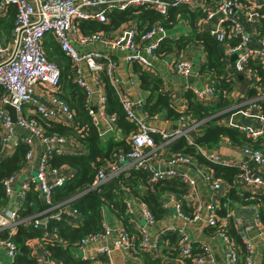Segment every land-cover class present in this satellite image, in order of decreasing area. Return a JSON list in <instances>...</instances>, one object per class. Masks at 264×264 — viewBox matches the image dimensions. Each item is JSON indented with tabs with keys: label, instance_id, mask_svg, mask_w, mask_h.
<instances>
[{
	"label": "trees",
	"instance_id": "trees-1",
	"mask_svg": "<svg viewBox=\"0 0 264 264\" xmlns=\"http://www.w3.org/2000/svg\"><path fill=\"white\" fill-rule=\"evenodd\" d=\"M167 4L163 15L154 12L146 5L127 7L124 10L109 8L105 11V21H80L77 23L78 34L87 37L100 34L105 39H112L124 27L135 31L136 37L150 30L155 25L163 30H171L180 20L184 21L188 33L174 40L164 37L159 41L153 56L156 58L172 55L173 63L187 61L184 56L186 50L193 46L200 47L203 60L197 74L208 79V86L213 91L210 101L201 102L195 99L192 91L183 93L185 108L182 111L172 106L171 98L160 89L161 81L152 73L151 68H145L137 63L129 64L139 82L142 91H148L149 96L143 102L141 113L146 119L153 118L164 111L166 121L176 122L181 117H188L196 126L197 134L192 138V143L181 137L167 144H163L157 132L150 133L156 153H160L163 160L168 161L173 157H188L203 166L214 179L224 181L228 186L225 196L228 205L237 203L241 206L253 205L257 208V221L264 230V196L259 193H249L241 189L238 184V175L241 171L236 167H225L219 163L208 161L201 152H213L225 143L235 149H249L257 151L264 157V138L254 140L246 138L243 133L235 128L223 126L219 120L226 116L222 113L229 108L233 101L230 100L234 81L238 76L244 78L249 74L252 84L246 92V98L238 101H247L256 97L264 90V60L260 58L248 59L240 75H227L225 72L224 51L235 47L240 38L231 33L229 25L223 26V39L221 42L212 38L202 27L201 20L208 12L216 9L220 0H202L201 6L192 9L187 5L174 4L173 0H161ZM245 6V4L242 2ZM258 26L255 37L264 38V5L258 9ZM14 23V10L9 8L5 15H0V46L4 47L12 40L11 32ZM251 37V38H252ZM41 48L47 61L53 64L59 72V83L56 98L62 101L74 115L72 128L45 120L33 112L31 106H24V116L33 120L42 130L45 137H58L67 139L72 137L83 148L81 154L52 155L47 165L49 168L61 170L65 167L72 172L61 186L50 191L48 203L43 202L32 185L23 192L18 199V208L12 212L15 221L14 232L9 234L7 229L0 231V241H8L14 246L12 264H37L33 253V246L39 245L49 261L56 264H90V261L72 258L69 254L71 248L76 247L79 240L85 236L96 235L103 232L101 208H107L123 225V228L132 236L133 250L143 257L144 264H192L193 257L202 254L201 249L194 251L192 248L190 258H179L177 255V234L165 232L157 239V245L165 241L168 249L166 260L153 258L151 254L134 248L137 244V233L131 230L128 223L129 216L125 213L124 200L127 197L143 204L154 222L166 216V209L162 207L161 199L166 194H171L179 201L181 214H186L185 196L187 186L176 177L150 181L148 171L129 169L118 173L96 187H92L96 171L108 164H116L118 156L129 153L131 144L130 136L137 132V126L126 119L122 111L116 91L112 88L103 69L97 72L98 84L104 97L103 114L113 118V124L119 131L121 139H109L101 142L98 137L91 117L88 114L83 92L74 84L72 66L69 60L58 50L52 37L45 36ZM104 63V60L102 61ZM3 92L0 89V97ZM257 104L264 112V100ZM30 109V114L25 115ZM221 113V114H220ZM23 116V117H24ZM242 124H247L242 120ZM0 142V153H1ZM28 148L18 144L10 156L0 154V216L6 218L11 211L8 210L9 198L5 196L2 181L15 174L24 164V155ZM226 204V205H227ZM69 210L76 213L75 219L63 218L56 220L52 217L58 210ZM227 208H220L215 215L223 218ZM13 219V218H12ZM38 228L33 227V222L44 220ZM77 225L74 226L73 222ZM223 234L232 244L237 254V264H242L245 255L244 245L236 233L232 222L225 227L209 226ZM44 233V234H43ZM159 248V246H158Z\"/></svg>",
	"mask_w": 264,
	"mask_h": 264
},
{
	"label": "built area",
	"instance_id": "built-area-1",
	"mask_svg": "<svg viewBox=\"0 0 264 264\" xmlns=\"http://www.w3.org/2000/svg\"><path fill=\"white\" fill-rule=\"evenodd\" d=\"M174 4L187 5L192 9L201 6L202 0H173ZM245 4V6L242 4ZM146 5L159 15H163L167 9V4L161 0H0V15H5L9 8L14 10V23L11 32L12 40L4 47L0 46V89L3 94L0 97V142L1 155L8 154L9 145L14 148L17 144L25 145L28 150L24 155V164L29 163L32 158L31 142L32 139H38L41 143L47 145L45 151L38 161V166L34 175L29 181L18 185V197L29 185L39 194L43 202L48 203L50 191L54 187L61 186L67 179L63 171L49 168L48 159L52 155L63 156L65 153L58 148H51L52 144H61L63 138L45 137L41 128L31 119L27 120L24 116V106L33 107V112L45 120H49L60 125L72 128L74 125V115L70 109L59 99L56 98V92L59 83L58 69L47 61L43 54L41 44L45 36L50 35L58 48V50L69 60L72 66V74L74 84L83 92L85 96V104L91 95V89L86 84L83 76L82 66L95 76L98 83L97 72L101 69L105 71L112 88L116 91L118 101L125 117L137 126V132L130 136L129 141L131 149L129 153L118 156L116 164L104 165L99 168L91 183L92 187H96L108 179L116 176L118 173L129 169H138L148 171L150 181L154 182L158 179L176 177L179 178L187 187H192L194 182L184 174H176L167 171L154 170L150 165L149 152L154 149L150 133L157 132L163 144H167L175 139L183 137L187 143H192L189 133L196 129V126L188 117H181L176 121V128L171 133H163L155 131L148 127L145 123L144 115H137L135 111V103L119 94L116 85L113 84V73L116 64L106 54L99 52L79 53L76 51L74 44L71 42L72 35L76 36L77 44L86 45L92 42H102L114 48L122 54L123 61L129 65L137 63L138 65L151 68L149 59H155L153 52L155 51L159 41L165 37V30L155 25L150 30L136 37L134 30L124 27L112 39H105L100 34H93L82 37L76 29L77 23L80 21H96L103 23L105 21V11L109 8L124 10L127 7H136ZM264 5V0H220L215 10L208 12L201 20L202 27L216 41L221 42L223 39V26L229 25L231 33L240 38L239 43L232 49L224 51V61L231 55H235L232 62V71L235 75H240L243 66L248 59L260 58L264 60V38H258L257 48L250 46L251 37L255 36V30L258 26L255 23L259 17L258 9ZM104 60V63L102 62ZM171 68L176 75L188 77L198 75L193 71L188 61H176L172 63ZM232 73V74H233ZM36 88L43 91L48 101V106L36 104L32 100L33 92ZM196 100L205 102L213 98V91L206 86L202 91H192ZM264 100V90L258 93L255 98L244 103L235 115L247 124H231L229 127L235 128L244 134L246 138L256 139L264 138V112L257 104L258 101ZM104 97L97 102V109L100 115L103 114ZM7 105L14 110L15 122H11L8 114L4 110ZM86 106V105H85ZM89 116L92 118V111L86 106ZM24 116V117H23ZM107 119L113 122V118ZM18 127L25 134L17 136L14 134V128ZM242 162L236 166L241 173L238 175V184L242 190L249 193H259L264 196V157L257 151L249 149L240 150ZM208 161L219 163L222 166H230L223 162L214 152H201ZM193 161L188 157H173L166 161L167 165H187ZM259 171L260 174H252L247 164ZM119 165L123 166L121 169ZM124 168V169H123ZM107 172V173H106ZM205 184L212 190L220 189V181L212 178L209 174L204 178ZM15 183V174L9 176L2 181V188L6 197L13 194V186ZM130 197L125 198V213L131 214L129 206ZM140 207V217L142 224L136 228L137 244L134 248L156 255L159 248L157 245L158 237L151 238L148 228L154 223L151 215L146 207L137 202ZM162 207L166 209L167 204L162 201ZM206 210L210 215L206 219L207 226L216 224V217L212 215L213 205L208 204ZM56 220L63 218L75 219L76 213L69 210H58L52 215ZM7 219H12L13 214H7ZM196 217L189 218V221L195 220ZM186 220V218H184ZM257 219V218H256ZM45 222V219H44ZM239 223L238 220H236ZM74 221L73 225L76 226ZM258 223V222H257ZM40 221L33 222V227H40ZM1 231V230H0ZM261 231V230H260ZM44 234V233H43ZM262 236L264 232H259ZM109 231L103 228V232L96 235L85 236L78 241L76 247L81 249L88 243H95L103 238H108ZM226 251L225 258L231 264H237V254L229 240L223 235ZM245 248V255L242 264H251L252 247L245 237L241 238ZM133 238L124 229H121L114 240H112L109 248H98V255H105L113 250H125L135 252L132 244ZM0 247L5 250V257L10 261L15 255L14 246L8 241H0ZM202 254L193 257L192 264H214L212 257L207 248L201 247ZM192 247L189 245L185 236L180 234L177 242V255L179 258H190ZM45 255V253H44ZM48 264H56L49 261L45 255ZM37 264L41 262L36 258ZM0 264H2L0 262ZM177 264V263H173Z\"/></svg>",
	"mask_w": 264,
	"mask_h": 264
},
{
	"label": "crops",
	"instance_id": "crops-1",
	"mask_svg": "<svg viewBox=\"0 0 264 264\" xmlns=\"http://www.w3.org/2000/svg\"><path fill=\"white\" fill-rule=\"evenodd\" d=\"M188 33V28L184 21L180 20L171 30L165 31V37L170 40H174L180 36H184ZM71 42L74 44V47L77 52H99L101 54H106L110 56L113 62L116 64L115 71L113 73V84L116 85L119 90V94L135 103V111L137 115L141 116V107L143 102L149 96L148 91H142L139 88V82L136 74L133 73L130 65H127L122 58V54L110 47L107 44L102 42H92L86 45L77 44V39L75 35H72ZM250 46L257 48L258 43L255 37L251 38ZM185 60H187L193 71L197 73L199 66L202 64L203 56L200 50V47L193 46L192 48L186 50ZM152 73L161 81L160 89L163 92H166L171 98L172 106L175 109L182 111L185 108V102L183 100V93L186 90L200 92L206 86H208V79L201 77L199 75L190 76V80H187V77H181L176 75L171 68L173 63V56L167 55L158 57L155 59H149ZM225 73L231 75L232 71V61L228 57L225 60ZM83 76L86 81V84L91 89V95L89 100L86 103V106L92 111V121L97 129L98 137L101 142H105L109 139H121L119 131L114 126L113 122L109 121L104 115H100L96 107L97 102L103 93L101 87L95 81V76L82 66ZM189 77V76H188ZM243 79L235 80L233 89L229 94V98L232 104L229 108L225 109L222 113H227L226 116L222 117L219 120V123L223 126H228L231 124H242L240 117L235 115V113L242 108L243 104L250 101L245 100L238 102L246 98V92L248 86L241 84L240 82ZM190 82V83H188ZM32 100L36 104H41L48 106L47 98L45 97L44 92L36 88L33 92ZM33 108V107H32ZM30 114V109L26 111L25 115ZM221 114V113H220ZM145 123L148 127L154 129L155 131H161L163 133H171L176 128V122L166 121L164 111L160 112L158 115L153 118L146 119ZM64 126V125H63ZM197 130H192L189 133V136L193 138L197 134ZM14 134L21 136L25 134L23 130L18 127L14 128ZM49 144L41 143L38 139H32L31 142V151L32 158L27 164L15 172V183L13 186V194L9 197L8 210L15 212L18 208V201L15 203L14 199L18 196V185L29 181V179L34 175V172L38 166V161L43 152L46 149V146ZM8 154L4 156L8 157L14 151L16 147H10ZM18 146V144L16 145ZM51 148L59 149L63 151L65 155H75L81 154L83 148L80 147L72 137L64 139V142L61 144H52ZM157 148L150 150L149 152V161L150 165L154 170L158 171H167L176 174H184L190 179L193 180L194 184L192 187H187V194L185 196V209H190V212L187 210L186 214L191 215V217L181 214L179 209V201L173 197L171 194H166L162 197L161 202L164 201L167 204L166 207V216L160 220L154 222L149 228L148 233L151 238L159 237L165 232H171L172 234H177L180 237V234L185 236L189 245L193 250L199 251L201 247L208 249L214 264H231L225 258L226 245L223 237H221L216 230H210L206 225V219L210 213L206 210L208 204L213 205L212 215L216 217L217 226L225 227L227 224L232 222L236 233L239 237H245L249 240L252 247V255L250 258L251 264H264V235H260L259 232H264L260 227L256 219L257 208L253 205L241 206L237 203H232L227 205L222 203L225 199L226 194L228 193L227 184L220 180V189L218 191H212L204 182L206 175L212 176L205 167L200 166L195 161L189 162L187 165H167L165 160L161 158L160 153H156ZM221 161L228 163V165L237 166L239 162L243 161L241 157L240 150L235 149L225 143L221 144L217 149L213 151ZM248 166L251 169L252 174H260L261 171L252 167L250 163ZM124 166V165H123ZM122 165L120 169L123 167ZM229 167V166H226ZM124 169V168H123ZM63 173L70 178L72 172L69 168L65 167L62 169ZM107 173V172H106ZM213 178V176H212ZM129 206L131 209V214L128 215V223L132 227V231H136L138 225L142 224V219L140 217V207L137 201L130 199ZM220 208H227V214L225 217L220 218L215 215V212ZM102 216V225L103 228L107 229L110 233L108 238H103L95 243H88L83 248H71L69 254L72 258L79 260L90 261V264H144L143 257L131 251H125L122 249L113 250L105 255H98V248H109L112 240L116 237L117 233L124 229L121 222L105 207L101 208ZM196 217L195 220L189 221V218ZM13 219H7L4 216H0V230L7 229L9 234L14 232L15 221ZM186 218V220L184 219ZM239 221V223L236 222ZM41 221V220H40ZM261 230V231H260ZM159 250L156 255L152 256L153 258H158L160 260H166L167 254L164 253L168 249L167 243L165 241L159 243ZM34 257L37 258L41 264H48L43 250L39 245L35 244L33 246ZM0 262L2 264H12V261L5 257V250L3 247H0Z\"/></svg>",
	"mask_w": 264,
	"mask_h": 264
},
{
	"label": "water",
	"instance_id": "water-1",
	"mask_svg": "<svg viewBox=\"0 0 264 264\" xmlns=\"http://www.w3.org/2000/svg\"><path fill=\"white\" fill-rule=\"evenodd\" d=\"M234 59H235V55H231L230 60L233 62ZM186 79H187V80H190V76L187 77ZM237 79L240 80V79H241V76H238ZM188 83H190V82H188ZM4 110H5L6 113L8 114V116H9L11 122L14 123V122H15V113H14V110H13L11 107L7 106V105L4 106ZM18 199H19V197L16 196L15 199H14L15 203H17ZM43 223H44V220H41V221H40V224H43Z\"/></svg>",
	"mask_w": 264,
	"mask_h": 264
},
{
	"label": "rangeland",
	"instance_id": "rangeland-1",
	"mask_svg": "<svg viewBox=\"0 0 264 264\" xmlns=\"http://www.w3.org/2000/svg\"><path fill=\"white\" fill-rule=\"evenodd\" d=\"M241 84L245 85L246 87L252 84V79L249 74H244L243 80L240 82Z\"/></svg>",
	"mask_w": 264,
	"mask_h": 264
}]
</instances>
